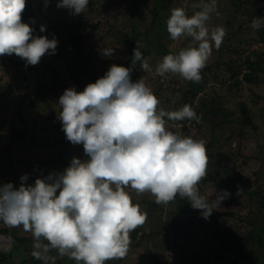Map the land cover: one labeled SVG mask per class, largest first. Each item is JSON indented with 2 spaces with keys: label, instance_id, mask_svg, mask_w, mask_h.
Instances as JSON below:
<instances>
[{
  "label": "rangeland",
  "instance_id": "1",
  "mask_svg": "<svg viewBox=\"0 0 264 264\" xmlns=\"http://www.w3.org/2000/svg\"><path fill=\"white\" fill-rule=\"evenodd\" d=\"M229 1L216 0L208 23L222 25L227 35L221 47L213 49L201 81L193 83L179 75L157 76L155 68L163 56L190 43L187 38L175 42L169 38L170 10L181 7L191 17L200 10L194 7L199 0H89L83 14L75 16L58 9L57 0L47 8L44 0H26L22 21L34 28L35 36L50 40L55 36L58 46L55 55L46 54L36 66L25 67V61L14 66L0 57V184L18 188L20 177L27 174L26 183L33 185L37 178L63 172L74 157L87 159L83 146L68 142L61 130L58 99L71 87L82 92L112 64L127 67L132 69V82L142 78L164 110L185 104L194 109L199 123L185 120L176 122L182 127H174L169 122L168 128L205 143L208 166L200 194L215 199V193L227 190L231 195L205 220L179 196L164 206L149 193L137 196L129 189L147 219L130 233L126 257L106 264H264V120L259 116L260 111L264 114V28L251 27L253 17H264V0H236L240 3L236 8ZM41 25L46 27L43 33ZM71 43L80 45L77 54ZM136 46L151 71L142 70L139 61L131 62ZM103 48L115 49L114 55L102 56ZM247 59L258 66L254 81L232 83L234 76L240 80L246 73L241 65ZM238 102L253 113L257 129L240 127ZM256 135L263 138L257 141ZM232 169L238 178L229 176ZM238 189L241 195L236 194ZM3 229L27 241L10 244L0 236V264H44L32 256L31 233L0 222ZM56 254L47 253L55 257V264H76L67 256L63 262L65 258Z\"/></svg>",
  "mask_w": 264,
  "mask_h": 264
},
{
  "label": "clouds",
  "instance_id": "2",
  "mask_svg": "<svg viewBox=\"0 0 264 264\" xmlns=\"http://www.w3.org/2000/svg\"><path fill=\"white\" fill-rule=\"evenodd\" d=\"M50 3L44 0L45 8ZM88 4L89 0H57L56 7L75 16L83 14ZM194 7L200 10L191 17L181 7L170 10L169 38L174 42L187 38L190 43L178 53L163 56L155 68L157 76L179 75L199 83L213 49L221 47L226 28L208 23L216 12V0H199ZM25 9L26 0H0V57L14 54L25 61V67L36 66L46 54H56L58 40L35 36L34 28L22 21ZM251 27L264 28V17H253ZM45 31L41 25L40 32ZM114 52L100 49L105 57ZM138 61L142 70H152L136 46L131 62ZM131 72L112 64L82 92L71 87L59 97L61 130L68 142L83 146L87 159L74 157L63 172L37 178L33 185L26 183L27 174L20 177L18 188L0 184V222L31 233L32 256L44 264L49 260L55 264V257L47 255L52 250L76 264L125 258L130 233L147 219L129 189L137 196L149 193L157 205L164 206L179 196L205 220L231 195L227 190L215 193V199L200 194L208 166L205 143L168 128L169 122L174 127H182L176 122L185 120L199 123L194 109L185 104L164 110L142 78L132 82ZM241 193L238 189L236 194Z\"/></svg>",
  "mask_w": 264,
  "mask_h": 264
},
{
  "label": "trees",
  "instance_id": "3",
  "mask_svg": "<svg viewBox=\"0 0 264 264\" xmlns=\"http://www.w3.org/2000/svg\"><path fill=\"white\" fill-rule=\"evenodd\" d=\"M237 2H236V0H230L229 1L231 7L233 6L235 8L236 7H240V3L239 2L237 3ZM166 5L167 4H165V6ZM161 7H163V6H161ZM158 10H159V8L156 9V12H155L156 15H154L155 19L157 18V12H158ZM262 42L264 43V38L262 39ZM70 45H72V46L75 47V51H76L75 53L77 54V52L79 51V46L80 45H78V44L77 45H75V44L73 45V43H71ZM1 58H2L3 61H7L9 64L14 65V66L17 65L18 63L19 64L24 63V61L22 59H20L19 57L15 56V55H13L12 57L2 56ZM253 65H255V67H256L255 69H254V66ZM256 65H257V63H255L254 61H251L249 59H247L245 62H242L241 68L246 67V73H243V75H241L240 80H238L239 77L236 78V76H234L235 80H233L232 83L239 84V83H242L243 82L244 84H251L254 81L255 76L257 74L256 73V70H257L258 66H256ZM227 93L230 95V92L229 91H227ZM191 96H193L192 95V92H191ZM184 97H186V95H184ZM237 108H238V114L240 116V125H241L240 127L242 129H245V128H251V129H254V130L257 129V126L254 125L253 120H252L253 113L250 110L247 109L246 105L243 104V103H241V102H238L237 103ZM259 116H261L262 120H264V114H263L262 111H260ZM263 135H261V136H257L256 135L257 136V138H256L257 141L260 140V139H262L263 138ZM219 163H220V161H219ZM229 176L231 178H233V177L238 178V175H235L234 169H232V171H231V173H230ZM0 236L6 238L7 241L10 242V244H16V243H20L21 244V243H25V241H27L25 239H19L17 237L10 236L8 234L7 230H5V229L0 230ZM131 240H134V238H131ZM248 244H249V241H248ZM247 246L248 245L246 243H244L243 248L246 249ZM220 247L223 249L224 247L226 248V245L225 244H221ZM263 247H262V249H264ZM249 248L250 249H253L254 248V250H255V247H253V246L252 247H249ZM2 256L3 255H0V258L1 259H2ZM64 258H65V260H63V262L66 261V257H64ZM21 264H26V263H25V261H22ZM39 264H41V262Z\"/></svg>",
  "mask_w": 264,
  "mask_h": 264
}]
</instances>
